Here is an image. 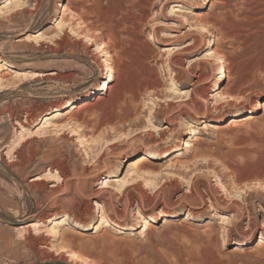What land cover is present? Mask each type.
I'll list each match as a JSON object with an SVG mask.
<instances>
[{"label": "rangeland", "instance_id": "374dc122", "mask_svg": "<svg viewBox=\"0 0 264 264\" xmlns=\"http://www.w3.org/2000/svg\"><path fill=\"white\" fill-rule=\"evenodd\" d=\"M5 1L0 264H81L76 257L92 264H264V186L255 183L264 182V3L10 0L2 7ZM102 49L112 54L114 72L108 89L95 91L109 73ZM208 50L213 56L199 67L209 75L219 57L223 77L218 82L220 73L211 72L195 115L182 105V92L196 81L193 61ZM234 81L232 94L241 97L215 101L214 89L225 92ZM85 93L89 104L73 118L67 103L82 104ZM62 106L46 126L45 117ZM239 109L253 118L226 116ZM144 153L147 163L138 167L150 173L143 178V170L128 167ZM222 161L247 179V193L232 187L235 173ZM131 177L121 191L120 180ZM208 185L219 197L233 188L241 213L215 202ZM195 194L203 202L191 201ZM102 207L109 220L133 228L84 229L100 222ZM139 212L155 219L144 230L133 224ZM62 215L67 224L52 226ZM69 253L75 258L67 263Z\"/></svg>", "mask_w": 264, "mask_h": 264}, {"label": "bare ground", "instance_id": "6f19581e", "mask_svg": "<svg viewBox=\"0 0 264 264\" xmlns=\"http://www.w3.org/2000/svg\"><path fill=\"white\" fill-rule=\"evenodd\" d=\"M20 2V0H16L14 3H17V2ZM60 1V0H59ZM59 1H58V5H59ZM149 4H151V2H152V0H146ZM264 3V0L263 1H261L260 0V3ZM9 4H11V1L10 0H6L3 4H2V7H5V6H7V5H9ZM57 5V6H58ZM60 6H62V5H60ZM177 6H179V5H177ZM264 6V5H263ZM1 7V8H2ZM73 8L75 9L74 11V13H77V6L76 5H74L73 6ZM194 8H198V6L197 5H195L194 6ZM262 16V15H261ZM142 20V19H141ZM139 22V21H138ZM138 25V24H137ZM135 27V26H134ZM135 30V29H134ZM149 40H150V37H147L145 40H143L146 44H148L149 45ZM189 44L190 43H188V44H186V45H184V47H187V46H189ZM104 46H106V42H104V41H102L101 43H100V45H98V44H96V47H98V48H100V47H104ZM217 48V47H216ZM219 48V47H218ZM213 54H214V51H211V50H208V51H206V53L203 55V56H201V57H198L196 60H194L193 61V63H195L196 65V68H198V70H199V72L196 74V81L192 84V88H190V89H188V90H183V92H182V98H184V99H182V105L185 107V108H188V109H191V110H193V112H194V114L195 115H197V114H199L198 113V109H197V105H198V103H199V101L200 100H205L206 101V90H207V88L205 87V85H203L205 82H207L208 81V79H209V77L211 76V72H213V71H216L217 73H220V77L217 79V81L218 82H220L221 81V79H222V77H223V75H222V69H223V62L221 61V59L219 58V57H217V59L214 61V64L212 65V67H211V72L209 73V75L208 74H206V71L203 69V68H201V67H199V64H198V62L199 61H207V60H210L211 59V57L213 56ZM100 55H102L103 56V58L100 60V62L103 64V65H105V66H107V69H108V78L106 77V75H104V76H102V81H101V84L100 85H98L97 86V88L95 89V91H100V90H105V89H108V87L110 86V82L112 81V79L109 77L110 76V74L111 73H113L114 72V67H113V65H112V63H111V56H112V54H109V52H107V51H105V50H101V53H100ZM0 62H1V60H0ZM175 63H178L177 62V60L176 61H174ZM222 72V73H221ZM217 82V83H218ZM231 82V81H230ZM238 83H239V81H238ZM172 84V83H171ZM235 84V85H234ZM236 84H237V82L236 81H234V82H232V84L230 83V85L229 86H226V88L224 89L225 90V92H222V90L221 89H219L220 87H218V88H216V89H214V90H219L218 92H216V93H214L215 95H213L212 97L215 99V101H217L218 102V100L220 101V100H227V101H233V100H235V99H239V97H241V96H239V94L238 95H235V94H232V92H234L233 90H234V86H236ZM237 88H239L238 87V85L236 86ZM144 88V87H143ZM148 88V87H147ZM150 88V87H149ZM147 90V89H146ZM148 91V90H147ZM150 91H152V90H150ZM238 91V90H237ZM149 92V91H148ZM236 92V91H235ZM234 92V93H235ZM240 92V91H239ZM238 92V93H239ZM90 94L91 93H85L84 95H82L81 97H80V100H82L83 101V103L82 104H79V105H75V103L77 102V100L78 99H76L75 101H73V102H68L67 103V105H68V108L70 109V110H74V112H73V114H72V117L73 118H77V112H78V110L81 108V106H83V105H87V104H89V102L87 101V99L88 98H90L89 96H90ZM218 94V95H217ZM240 94H241V92H240ZM153 95H154V93H153ZM152 95V96H153ZM217 95V96H216ZM155 98H158L157 96H155ZM160 100V99H159ZM250 100V102L248 103V106L249 107H252V106H254V103H252L251 101V99H249ZM248 100V101H249ZM79 101V100H78ZM231 103V102H230ZM162 104V103H161ZM160 103H157L156 104V108H162V105H161ZM67 105H65L66 106V108H67ZM168 107H170V106H172V104L171 103H167L166 104ZM165 105V106H166ZM65 107L64 106H62L61 108H59L58 109V113H56L55 115H51V116H49V117H45V119L43 120V123H46V126L47 125H49V119L50 118H53V117H55V116H57L58 114H61L60 113V111L61 110H63ZM152 111V110H151ZM150 111V112H151ZM157 110L155 109L154 111H153V113L154 112H156ZM246 112V113H245ZM246 114V116H248V117H245V119L246 120H250L251 118H253L251 115H248L249 113L247 112V111H245L244 109H239V110H237L236 112H234V113H229V114H227L226 116L227 117H231L234 121H240L241 120V116H242V114ZM192 114V113H191ZM45 116H47V115H45ZM192 118H194V116H191ZM223 118H225L224 116H222V117H220V118H217V119H208V121H214V122H220L221 120H223ZM83 122V124H85V121H82ZM80 123V122H79ZM188 124H189V126H192V123L191 122H188ZM191 134H194V131H193V129H191ZM185 143V147H190L191 146V143L190 142H188V141H184ZM200 153V150L199 149H196L195 150V152H194V154H193V158H195V157H197L198 156V154ZM180 154V153H179ZM179 154H177V155H179ZM147 156V153H144V155H141L142 157H137V159H134L135 161H130V162H132L130 165H129V167H128V172L129 171H133V172H135V171H137L138 169L140 170L141 168H139L140 166H144L146 163H147V161H146V156ZM164 156L165 155H162V156H160L161 158H164ZM169 156V155H168ZM149 158V157H148ZM222 160V159H221ZM222 163H223V165H224V167L225 168H227V169H229L230 171H232L233 173H235L236 172V169H233V168H231V167H228V166H226L227 165V163L225 164L224 163V161H222ZM141 164V165H140ZM222 165V164H221ZM139 166V167H138ZM148 167V166H147ZM236 167V166H235ZM143 168H146V167H143ZM141 170H143V173H141L140 175H137V177H140V176H142L143 178L147 175V174H149L150 172L148 171V169H141ZM218 177V179L220 180L221 179V177L220 176H217ZM134 177H131V178H124V179H122V180H120V182H119V188H120V190L121 191H124V190H126L127 189V187H129L130 185H132V182L134 181ZM193 181H191L190 180V188H192L193 186V183H192ZM255 183H257V185H262V186H264V182H262L261 183V181L260 182H255ZM233 186L232 187H234V188H236V190L239 192V191H242V192H244L243 191V189H246V191H247V189L249 188V184H248V181H247V179H243L241 176H238V174H236L235 173V175H233V178H232V183H231ZM103 186H105V185H103ZM102 186V187H103ZM230 186V185H229ZM208 187V191H209V196H211L212 198H214V200H215V202H219V204L221 203V204H225V207L226 208H228V209H235L238 213H241V205H237V203H236V201H235V198H234V195H232V190H233V188L231 189H228V188H225V187H223L224 189V191H226L227 192V196H225V197H223V196H217L216 195V193H217V189L218 188H215V187H213V186H211V185H208L207 186ZM67 188V187H66ZM235 190V191H236ZM218 192H219V190H218ZM257 193H261L260 191H256ZM196 193V192H195ZM244 193H247V192H244ZM218 194V193H217ZM196 195V194H195ZM245 195V194H244ZM191 198V201H193V200H197V198H199L200 199V201H202L203 202V198L200 196V195H196V196H194V197H190ZM18 216V215H17ZM171 216H173V215H171ZM67 220H68V217H67V215H62L61 217H59V218H57V219H53V221H51V222H53L52 224V226H60V225H63V224H67ZM155 219H154V217H152V216H150V215H145L143 212H139V214H138V217L137 218H135V221H134V223L133 224H135V225H137V224H144V226H143V230L144 229H146L147 228V226L146 225H149V222L150 221H154ZM100 224H103L104 226H106V227H116L117 229H119V230H126V229H131V228H133V225H131V224H128V225H120V224H118V223H116L115 221H112V220H109L107 217H106V214H105V212H104V210H103V207H102V210H101V212H100V222L96 225V224H92V223H88V225H87V227L85 226V228L84 229H91V228H93V229H96ZM32 225H36V224H32ZM53 231H54V235L56 236V235H59V237H60V235H61V233H60V231L58 230V228H55V229H52ZM61 256V255H60ZM74 257V255L72 254V253H69L68 255H67V257H64L63 258V260L65 261V262H67V263H70V261L73 259V257ZM49 257H52V256H49ZM48 258V257H47ZM75 258V257H74ZM76 259H77V261L78 262H80L81 264H92V263H88L85 259L86 258H83V257H81V258H78V257H76ZM74 260V259H73Z\"/></svg>", "mask_w": 264, "mask_h": 264}]
</instances>
